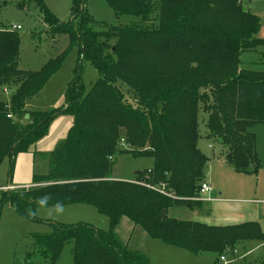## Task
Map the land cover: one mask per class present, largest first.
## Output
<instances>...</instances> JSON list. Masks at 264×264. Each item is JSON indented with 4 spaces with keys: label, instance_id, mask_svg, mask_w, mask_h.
Instances as JSON below:
<instances>
[{
    "label": "trees",
    "instance_id": "16d2710c",
    "mask_svg": "<svg viewBox=\"0 0 264 264\" xmlns=\"http://www.w3.org/2000/svg\"><path fill=\"white\" fill-rule=\"evenodd\" d=\"M31 1L51 34L65 33L68 47L78 46V57L63 103L30 110L25 100L38 94L62 55L39 70L19 68V36L0 28V91L14 87L8 100L0 97V161L7 156L13 163L17 153L28 152L58 114L70 115L72 125L48 151L45 173H33L27 187L2 190L0 212L6 204L18 216L38 220L37 208L84 204L108 220L106 230L49 221L48 232L33 235L31 252L54 264L70 243L73 264H157L119 241L115 227L122 217L148 237L194 254L229 256L237 243H264L256 221L208 225L168 216L172 207L202 205L197 197L208 158L197 145L201 113L225 164L239 173L259 168L250 128L264 123V70L241 68L240 55L264 39L257 36L259 17L244 8L248 0H106L117 16L137 20L101 29L83 0H71L66 23L42 0ZM83 60L99 75L88 91ZM122 153L151 159L149 168L135 173L136 182L111 176Z\"/></svg>",
    "mask_w": 264,
    "mask_h": 264
},
{
    "label": "rangeland",
    "instance_id": "374dc122",
    "mask_svg": "<svg viewBox=\"0 0 264 264\" xmlns=\"http://www.w3.org/2000/svg\"><path fill=\"white\" fill-rule=\"evenodd\" d=\"M45 8L59 21L66 23L71 17V0H42ZM244 8H248L260 19L257 32L259 38L264 39V0L244 1ZM21 3L23 4L20 7ZM83 5L95 22V28L101 29L107 26L127 24L137 20L131 15L117 16L110 8L106 0H83ZM19 25V29L12 26ZM0 28L14 30L20 40L18 67L27 70H39L49 59L62 55L58 68L48 77L37 95L28 97L24 106L30 110L49 111L59 107L64 101V91L69 80L74 76V68L78 57L76 44L68 47V35L65 33L51 34L48 25L42 21V12L31 0H0ZM112 43V41H110ZM240 67L251 70H264V45L255 49L246 50L240 55ZM80 73L84 84V90L88 91L98 78V73L93 64L83 60ZM11 88L7 92L0 91V97L8 100ZM128 103L134 105V98L126 95V88L120 89ZM204 113L199 116V137L197 145L200 151L208 158V165L203 175L212 180L213 194L218 189L223 190L224 196L255 197L256 177L253 173H239L231 167H224L220 153V143L217 140L208 139L206 136ZM72 125V118L68 114H58L48 124L46 133L40 137L31 147L29 152L17 153L13 163L7 156L0 161V194L2 190L12 189L6 185L25 187L31 182L33 173L42 174L47 170L48 151L55 148L67 134ZM253 128H264V123L255 124ZM211 146V148L209 147ZM123 146V144H122ZM151 159L148 157H132L122 153L115 157L112 165L111 176L114 178L132 179L136 171L147 169ZM221 164V165H220ZM230 168V169H229ZM208 174V176H207ZM216 181V182H215ZM217 185V186H216ZM240 185L246 189L239 193L236 189ZM5 186V187H3ZM212 189V188H211ZM262 188H259V191ZM244 193V194H243ZM205 204H202L204 207ZM38 220H28L14 213L8 205L4 204L0 212V264H51L41 255L31 252L33 250V235L48 232L49 221L62 223H88L100 229H108V220L99 214L90 205L67 204L62 206L40 207L36 209ZM168 216L193 220L194 215L186 207L169 208ZM134 228L133 230L131 229ZM119 241L126 243L128 249L147 251L142 238H145L143 230L133 226L131 221L122 217L115 227ZM254 243V244H253ZM252 242L247 246L241 243L235 245L233 255L225 256L227 264H258L264 259V243ZM150 249V248H149ZM28 252L30 253L28 255ZM149 253V252H148ZM148 255V254H147ZM203 263L221 264L219 257L214 253H199ZM206 260V261H205ZM166 263V261H165ZM54 264H73L71 258V245L65 244L60 252L58 261Z\"/></svg>",
    "mask_w": 264,
    "mask_h": 264
},
{
    "label": "crops",
    "instance_id": "0c3cea01",
    "mask_svg": "<svg viewBox=\"0 0 264 264\" xmlns=\"http://www.w3.org/2000/svg\"><path fill=\"white\" fill-rule=\"evenodd\" d=\"M253 127L254 125L252 126V128H250V130L255 135V150H256L257 156L259 158V163H260L257 172L254 173L256 177V184L254 186L255 189L253 190L252 193L256 194L254 195L255 197H246L245 195H242V194L238 196H232V195L224 196L223 190L218 189V187H217V190H218L217 193L213 194V184L215 183H212L213 182L212 180H210L208 177L203 175V180L209 183L212 188L211 192L209 193V197L211 198V200L202 201L201 204L204 203L205 204L204 207H202L201 205L200 207H196L193 209L188 208V210H191L194 215V218H195L193 219L194 221H198V222L208 224V225H232V224H238V223H242L246 221H256L259 224L260 229L264 232V128H253ZM209 147L211 148L210 145ZM220 153H221V146H220ZM221 160L222 159H220V161ZM222 164L224 165V167L228 166L224 162H222ZM150 165H151V161H150V164L146 168H149ZM207 165L208 163L206 164L205 169L207 168ZM114 178L123 179L122 177H116V176ZM123 180H130V179H123ZM29 185L30 183L28 185L26 184L25 187ZM6 186H10V185H6ZM260 187L262 189L259 191ZM236 189L238 190L239 193H242V191H246V189L240 185H237ZM175 218H178V217H175ZM180 219H183V218H180ZM131 229L133 230L134 228L131 227ZM143 233L144 235H146L144 231ZM142 241L143 243H145L146 246H148L147 247L148 249L147 251H145V253L148 254L147 256L150 262L152 263H157V264H205L203 263L201 259L202 258L206 259V257L203 256L202 258H199L197 254H194L182 247H177V246L165 243L163 241L150 238L147 235L145 236V238H142ZM250 243L252 244V242L250 241L241 243V244L243 246H247ZM204 253H210V252H203L202 254ZM206 264H209V263L207 262Z\"/></svg>",
    "mask_w": 264,
    "mask_h": 264
},
{
    "label": "built area",
    "instance_id": "2783aa9c",
    "mask_svg": "<svg viewBox=\"0 0 264 264\" xmlns=\"http://www.w3.org/2000/svg\"><path fill=\"white\" fill-rule=\"evenodd\" d=\"M19 25L12 26V29H19ZM3 92H7V89H3ZM8 117H11L10 114H7ZM143 183V182H139ZM7 188H15L14 186H6ZM160 192H163L160 190ZM211 192V186L209 183L205 182L204 180L200 183V189H199V195L198 199L201 201H210L211 198L209 197V193ZM219 260L222 262V264H227L228 261L225 259V256H220Z\"/></svg>",
    "mask_w": 264,
    "mask_h": 264
}]
</instances>
